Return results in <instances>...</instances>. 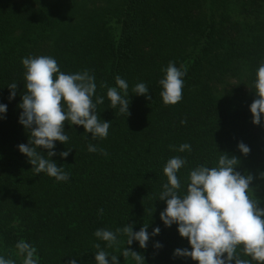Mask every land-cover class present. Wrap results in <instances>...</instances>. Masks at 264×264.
Segmentation results:
<instances>
[{"label": "trees", "instance_id": "1", "mask_svg": "<svg viewBox=\"0 0 264 264\" xmlns=\"http://www.w3.org/2000/svg\"><path fill=\"white\" fill-rule=\"evenodd\" d=\"M0 264H264V0H0Z\"/></svg>", "mask_w": 264, "mask_h": 264}]
</instances>
